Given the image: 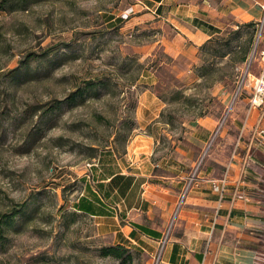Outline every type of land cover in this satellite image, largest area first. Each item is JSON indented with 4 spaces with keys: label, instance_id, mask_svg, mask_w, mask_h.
Wrapping results in <instances>:
<instances>
[{
    "label": "rangeland",
    "instance_id": "obj_1",
    "mask_svg": "<svg viewBox=\"0 0 264 264\" xmlns=\"http://www.w3.org/2000/svg\"><path fill=\"white\" fill-rule=\"evenodd\" d=\"M17 1L0 10V213L23 214L2 232L0 264H119L98 252L117 239L97 224L104 204L95 215L73 208L86 183L97 190L100 157L123 156L131 136L145 132L151 161L188 172L204 147L191 132L202 118L216 123L235 88L233 66L255 48L259 57L264 29L254 46L257 26L231 23L190 64L160 45L173 32L168 25L138 17L145 0ZM247 97L245 90L225 128L231 115L240 127ZM226 130L230 137L213 142L202 166L223 169L237 133ZM248 166L259 209L254 251L264 264L263 149ZM128 248L125 264H150L146 250Z\"/></svg>",
    "mask_w": 264,
    "mask_h": 264
},
{
    "label": "crops",
    "instance_id": "obj_2",
    "mask_svg": "<svg viewBox=\"0 0 264 264\" xmlns=\"http://www.w3.org/2000/svg\"><path fill=\"white\" fill-rule=\"evenodd\" d=\"M261 2L145 0L143 12L138 17L149 14L158 26L168 25L173 32L167 38L161 35L160 45L174 58L181 56L191 64L195 62L199 46L223 27L248 22L257 26L262 15ZM226 101L224 99V103ZM241 109L238 105L235 112ZM236 118L231 115L229 121L238 130ZM214 125V119L202 118L191 132L200 149ZM231 126L228 124L218 139L230 137L226 129ZM131 137L123 156L107 152L100 158L101 175L95 182L101 184L98 195L104 210L97 224L102 235H117L115 243L138 246L151 255L171 216L187 171L179 164L160 165L150 160L153 154L151 134L139 132ZM221 172L219 167L203 166L200 174L217 177ZM231 173L234 178L236 164ZM252 180L248 179L250 184ZM258 212L254 201L231 206L224 200L219 204L209 183L200 182L187 194L176 214L161 264H258L252 231L259 221ZM133 223L147 227L158 236L140 231Z\"/></svg>",
    "mask_w": 264,
    "mask_h": 264
},
{
    "label": "built area",
    "instance_id": "obj_3",
    "mask_svg": "<svg viewBox=\"0 0 264 264\" xmlns=\"http://www.w3.org/2000/svg\"><path fill=\"white\" fill-rule=\"evenodd\" d=\"M259 6L262 15L257 23V35L254 46L259 44L260 35L264 29V0H262ZM255 53L256 48L243 61L233 66L235 88L231 93L232 95L225 102L223 112L211 130L199 157L186 174L177 197L175 211L174 213L172 212V218L157 240L156 247L151 254L150 264H161L164 249L171 235L172 222L187 194L200 182L205 181L209 183L211 189L217 194L219 204L227 200L232 206L238 202L249 203L253 199V193L248 189L257 187L255 186V182L250 184L248 181L250 174L248 165L252 161L254 150H264V48L258 51L259 57H256ZM256 60L258 62L257 69L253 71V63ZM245 90L248 91L245 114L232 142L229 157L223 165L219 176L205 177L200 174L203 167V158L208 153L213 142L220 137L222 131L225 129L235 102ZM252 113H254L253 117ZM234 164L237 165V174L233 178L231 168ZM87 165L89 167L94 166L96 165V161L92 160Z\"/></svg>",
    "mask_w": 264,
    "mask_h": 264
},
{
    "label": "trees",
    "instance_id": "obj_4",
    "mask_svg": "<svg viewBox=\"0 0 264 264\" xmlns=\"http://www.w3.org/2000/svg\"><path fill=\"white\" fill-rule=\"evenodd\" d=\"M15 1L16 0H0V10L5 9V7L13 6V2H15ZM18 1L20 2L23 0H18ZM244 24L247 26H251V27L255 26L253 22H248V23H244ZM237 27H240V24L239 25L237 24ZM211 39H212V37H210L206 42L211 41ZM206 42H204L202 45H200V48H203L205 46ZM244 57H245V54L241 57L242 61L244 60ZM256 151H254V152H256ZM257 155H258V153L255 154V156H257ZM96 187H97V190L95 191L90 187V185H88L87 183L85 184L84 193H82V195L78 196L76 201L73 203V208L76 211H80L82 213L89 214V215L97 214L96 206L99 204H102V201L98 195V191L101 188V184L99 182H97ZM21 210L22 209H20V208H13L11 211H8L7 213H0V216L3 218L0 221V238L3 237L2 232L4 231V229H6L10 226L11 221L14 218V216H20L23 214ZM102 211H101V213H102ZM133 225L136 228H138L140 231H142L146 234H149L151 236H158V234L156 232L148 229L147 227H145L143 225H139L136 223H133ZM253 246H254V243H253ZM98 252L102 256H112V257L118 259L119 264H125L127 260L131 259V252H130L129 248L125 244H121V243L102 245L101 247H99Z\"/></svg>",
    "mask_w": 264,
    "mask_h": 264
}]
</instances>
